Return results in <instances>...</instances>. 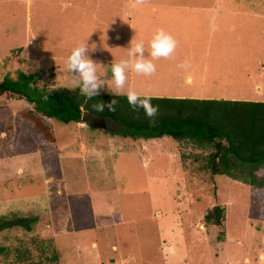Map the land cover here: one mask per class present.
Listing matches in <instances>:
<instances>
[{"label": "rangeland", "instance_id": "1", "mask_svg": "<svg viewBox=\"0 0 264 264\" xmlns=\"http://www.w3.org/2000/svg\"><path fill=\"white\" fill-rule=\"evenodd\" d=\"M213 9L262 16L264 0H146L140 6L132 0H0V81L41 72L40 87L79 89L65 59L88 38L96 45L90 58L102 65L99 94L117 95L111 63L126 57L133 38L147 41L157 28L177 41L172 60L206 58L204 22L214 16L199 11ZM253 18L223 17L240 19L242 29L219 40L222 45L213 39L210 52L232 53L231 69L219 78L210 66L214 71L203 87L182 83L185 98L264 102V74L248 68L251 61L264 66V21L253 33ZM154 63L162 70L134 85L142 95L173 89L149 87L172 77H165L169 59ZM30 109L24 101H0V217L37 218L30 232H0V264H264L263 212L254 189L212 174L207 162L213 144L122 137L111 133L119 124L110 120L96 129L49 120L53 144L39 147L42 138L26 130L17 132L14 144L12 129L4 126L11 115ZM217 205L224 209L221 226L204 220Z\"/></svg>", "mask_w": 264, "mask_h": 264}, {"label": "trees", "instance_id": "2", "mask_svg": "<svg viewBox=\"0 0 264 264\" xmlns=\"http://www.w3.org/2000/svg\"><path fill=\"white\" fill-rule=\"evenodd\" d=\"M40 79L41 72H20L16 80L5 76L0 81V101H24L32 106V109L20 112L18 117L10 114L13 121L9 120L4 126L12 129L14 144L17 143V132L26 130L39 135L43 140H39V147L45 149L44 145L54 142L47 121L77 124L81 123L84 112L118 123L119 128L111 133L122 137H169L213 144L214 151L207 162L212 174L225 175L252 187L264 220V102L151 96V103L159 108L153 121L145 116L143 109L134 111L123 95L98 94L88 99L79 89L40 87ZM111 99L118 101L114 112L107 108L96 111L94 105L107 104ZM9 138L7 135L5 139ZM46 160L47 157L42 158V163ZM51 173L60 176L58 169H50L48 174ZM223 218L224 209L218 205L204 216L206 222L217 226H221ZM35 222L36 216L12 214L0 217V232L12 228L30 232Z\"/></svg>", "mask_w": 264, "mask_h": 264}, {"label": "clouds", "instance_id": "3", "mask_svg": "<svg viewBox=\"0 0 264 264\" xmlns=\"http://www.w3.org/2000/svg\"><path fill=\"white\" fill-rule=\"evenodd\" d=\"M132 3L133 6H140L145 4L146 0H132ZM87 39L80 41L71 49L65 59V68L69 74L71 84L79 88L81 93L88 99H92L98 96L100 90L104 87V82L97 74L98 67L102 65L89 56V53L95 50L96 45H89ZM105 48H107L106 45ZM176 48V39L165 29L157 28L147 42L144 39L135 40L133 38L126 48V57L111 63V83L117 95L125 96L127 103L134 111L143 109L145 116L153 121L158 115L159 108L151 103L152 97L147 94L142 95L132 87H128L125 91L128 82V71L130 70L135 75L152 76L157 70L154 61L172 58ZM177 67L186 70L190 67V63L186 60ZM188 79L190 82L191 77ZM40 83L42 84V82ZM44 99H47V97ZM117 103L116 99H111L107 104L99 102L94 107L96 111L102 112L107 108L108 111L114 112Z\"/></svg>", "mask_w": 264, "mask_h": 264}, {"label": "crops", "instance_id": "4", "mask_svg": "<svg viewBox=\"0 0 264 264\" xmlns=\"http://www.w3.org/2000/svg\"><path fill=\"white\" fill-rule=\"evenodd\" d=\"M129 6V5H128ZM128 9H131L128 8ZM206 13L203 12V10L199 11L201 13V16H209L213 17L214 19L210 18L207 21L204 22V26L209 28V32L207 34V40H206V47H205V55L206 58H198V60H194L193 63H190V67L188 69H181L177 67L180 63L183 61H179L178 57L176 56L174 60L171 58L169 61L171 62V66H169L170 69L166 68L164 71L166 72L165 77L167 79H161L157 81L156 83H150L149 87H160V88H169L173 87V89L170 91V93L166 92H156L153 94L154 96L152 97H170V98H185V93L182 91L181 84H192L196 83L199 87H203L204 83L209 82L211 80L210 75L208 72L211 70L210 66H213L216 68V70L219 72L215 73L217 77L222 76V70L227 67V70L231 69L230 66H228V62L234 58V55L230 52L224 51L223 48L219 49L216 51V54L214 52H210V48L212 49V40L215 39L216 43L219 45H222V41L219 42L221 39H228L230 38L235 32L239 29L241 30L242 28L240 27L241 25V20L236 19V20H226L223 19L225 16H232V17H246V16H255V18L252 19L251 21V31L254 33H257L261 31L262 24L259 23V21L263 22L264 21V14L260 16L257 13H254V11H243V10H207L205 11ZM198 14V12H196ZM263 20V21H262ZM221 29H224V31H221ZM262 31L264 29L262 28ZM223 35H226L223 36ZM237 38H240L239 35H237ZM147 42V41H145ZM127 54V53H126ZM215 58L212 60L211 58ZM177 60V61H176ZM188 60L192 61V58H189ZM211 61V62H209ZM226 63V64H225ZM249 67L251 71H255L258 74L262 73L264 74V71L261 72L262 69H264V66L262 63H253L252 61L249 63ZM157 70H162L161 68H156ZM246 68H242V72L245 71ZM255 69V70H253ZM236 70V69H234ZM177 71V72H176ZM214 71V70H213ZM210 71V72H213ZM189 77H191L190 83ZM241 79L239 80L238 83L241 82V80H244L245 77L244 75L240 76ZM251 77L250 74L246 75V78ZM147 79H149L148 76H142V75H135L133 74L130 70L128 71V83L126 84L127 88L131 87L135 89L136 83H148ZM171 79V80H170ZM135 85V86H134ZM176 87V88H175ZM252 87L256 88L257 91H261L262 87L258 84L252 85ZM166 91V90H163ZM233 96V95H232ZM237 97V96H233ZM189 99H195V98H189ZM198 99H212V98H198ZM238 99H231V101H238ZM79 124V123H77Z\"/></svg>", "mask_w": 264, "mask_h": 264}, {"label": "water", "instance_id": "5", "mask_svg": "<svg viewBox=\"0 0 264 264\" xmlns=\"http://www.w3.org/2000/svg\"><path fill=\"white\" fill-rule=\"evenodd\" d=\"M80 121L85 124L88 128L96 129V128H103L102 124L104 119L100 117L90 114L88 112H84L81 116Z\"/></svg>", "mask_w": 264, "mask_h": 264}]
</instances>
